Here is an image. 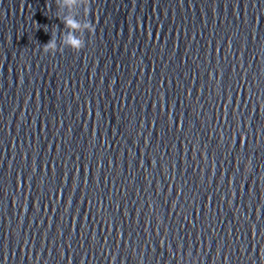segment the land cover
Listing matches in <instances>:
<instances>
[{"label":"water","instance_id":"1","mask_svg":"<svg viewBox=\"0 0 264 264\" xmlns=\"http://www.w3.org/2000/svg\"><path fill=\"white\" fill-rule=\"evenodd\" d=\"M0 264H264V0H0Z\"/></svg>","mask_w":264,"mask_h":264},{"label":"clouds","instance_id":"2","mask_svg":"<svg viewBox=\"0 0 264 264\" xmlns=\"http://www.w3.org/2000/svg\"><path fill=\"white\" fill-rule=\"evenodd\" d=\"M49 43H53V41H50ZM49 43H48V44H49Z\"/></svg>","mask_w":264,"mask_h":264}]
</instances>
